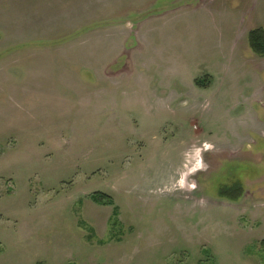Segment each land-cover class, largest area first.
I'll return each instance as SVG.
<instances>
[{
	"label": "rangeland",
	"instance_id": "obj_1",
	"mask_svg": "<svg viewBox=\"0 0 264 264\" xmlns=\"http://www.w3.org/2000/svg\"><path fill=\"white\" fill-rule=\"evenodd\" d=\"M256 28L264 0H0V264H264Z\"/></svg>",
	"mask_w": 264,
	"mask_h": 264
},
{
	"label": "trees",
	"instance_id": "obj_2",
	"mask_svg": "<svg viewBox=\"0 0 264 264\" xmlns=\"http://www.w3.org/2000/svg\"><path fill=\"white\" fill-rule=\"evenodd\" d=\"M248 42L251 51L258 57H264V28H256L249 32ZM242 187L237 183L224 190H220V197L236 201L242 195ZM95 203L104 206L113 205V200L105 194L95 193L90 197ZM260 248L264 251V241L260 242Z\"/></svg>",
	"mask_w": 264,
	"mask_h": 264
}]
</instances>
